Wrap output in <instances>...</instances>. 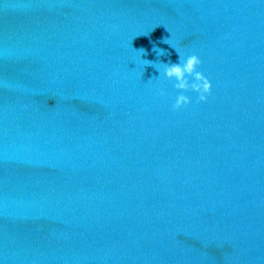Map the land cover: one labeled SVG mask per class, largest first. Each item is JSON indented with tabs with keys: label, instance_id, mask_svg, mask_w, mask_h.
<instances>
[{
	"label": "water",
	"instance_id": "water-1",
	"mask_svg": "<svg viewBox=\"0 0 264 264\" xmlns=\"http://www.w3.org/2000/svg\"><path fill=\"white\" fill-rule=\"evenodd\" d=\"M0 264H264V0H0Z\"/></svg>",
	"mask_w": 264,
	"mask_h": 264
},
{
	"label": "clouds",
	"instance_id": "clouds-1",
	"mask_svg": "<svg viewBox=\"0 0 264 264\" xmlns=\"http://www.w3.org/2000/svg\"><path fill=\"white\" fill-rule=\"evenodd\" d=\"M169 43L168 41H166ZM172 45V44H171ZM179 53L178 62H154L151 60H143L145 65L152 64L155 68L159 70V76L170 81H174V87L176 89L186 90L191 89L197 92L198 100L204 101L207 99V95L211 91V81L198 69V66L202 63L200 57L195 53L185 54L182 50L178 49L172 45ZM144 49H140L139 52H143ZM163 54V50L159 49L157 55ZM158 77H153L149 80L156 79ZM189 77L194 79L190 82ZM164 94V91L161 90V95ZM190 103V97L179 93L176 96L174 108H180L182 105Z\"/></svg>",
	"mask_w": 264,
	"mask_h": 264
}]
</instances>
